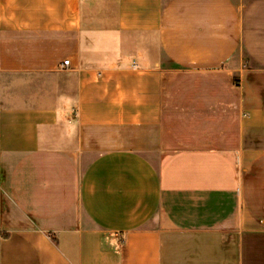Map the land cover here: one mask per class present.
Segmentation results:
<instances>
[{
    "label": "crops",
    "instance_id": "crops-1",
    "mask_svg": "<svg viewBox=\"0 0 264 264\" xmlns=\"http://www.w3.org/2000/svg\"><path fill=\"white\" fill-rule=\"evenodd\" d=\"M0 264H264V0H0Z\"/></svg>",
    "mask_w": 264,
    "mask_h": 264
},
{
    "label": "built area",
    "instance_id": "built-area-1",
    "mask_svg": "<svg viewBox=\"0 0 264 264\" xmlns=\"http://www.w3.org/2000/svg\"><path fill=\"white\" fill-rule=\"evenodd\" d=\"M67 65H68V61L66 60V61H63L61 66L64 68V67H67Z\"/></svg>",
    "mask_w": 264,
    "mask_h": 264
}]
</instances>
